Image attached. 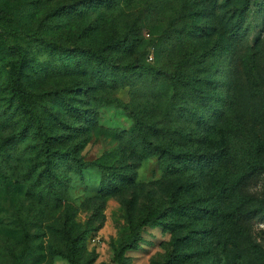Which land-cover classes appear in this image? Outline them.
Returning <instances> with one entry per match:
<instances>
[{"label":"rangeland","instance_id":"374dc122","mask_svg":"<svg viewBox=\"0 0 264 264\" xmlns=\"http://www.w3.org/2000/svg\"><path fill=\"white\" fill-rule=\"evenodd\" d=\"M98 2L0 0V11L11 14L0 17V44L8 45L0 49V145L26 116L8 105L9 76L24 60L21 84L33 93L52 149L63 154L56 176L66 178L64 185L59 178L50 186L38 180L43 165L36 159V132L10 150L9 161L0 151V264H69L65 228L86 232L79 264H117L113 247L130 232L128 200L134 220L153 207L168 224L143 226L139 246L126 252L130 264L165 262L174 240L192 229V220L173 206L204 203L218 175L201 170L188 182L156 155L133 160L128 145L136 116L151 126L155 144L174 151L228 143L232 175L264 162V0ZM168 74L188 78L212 108ZM105 153L110 163L125 158L135 166L100 206L94 199L101 173L94 162ZM72 156L86 163L80 174ZM221 207L225 215L215 236L188 245L181 240L186 257L180 264H264V171L238 185ZM204 243L209 253L198 255Z\"/></svg>","mask_w":264,"mask_h":264},{"label":"trees","instance_id":"16d2710c","mask_svg":"<svg viewBox=\"0 0 264 264\" xmlns=\"http://www.w3.org/2000/svg\"><path fill=\"white\" fill-rule=\"evenodd\" d=\"M116 1L99 0L98 3L110 6V2L115 3ZM0 17L9 19L11 18V14L0 11ZM4 47L8 48V45L1 43L0 49ZM10 50H13V48L11 47ZM70 54L77 60V54L74 53V51H70ZM148 54L146 55V59ZM99 56L103 62L107 61L106 56ZM23 64L24 60L23 62L16 63L9 76L10 99L8 105H15L16 109L25 111L26 116L22 117L23 123L21 127L16 132L9 134L2 141L0 145L2 160L9 161L10 150L17 144L23 143L30 134L36 132L41 139L39 156L36 159L37 161H41V166L43 165L42 171L38 175V180H44V182L50 186V184H54L53 182L59 178L60 182L64 185L66 178L62 180L59 175L56 176L55 173V168L59 167L62 163L63 154L61 150L52 149L51 140L53 137L39 127L37 107L32 100L33 93L25 89L21 84ZM168 77L173 80V82H178L182 86H191L193 95L200 105H204V107L210 109L212 108L209 104L210 99L196 87L192 86L188 78L185 76L174 77L173 74H168ZM66 105L68 104L66 103ZM196 118L198 122L203 121V114L197 115ZM142 119H144L143 116H136L135 125L129 131L130 140L128 147L129 151L133 154V160L141 161L156 155L165 169L171 173L184 174L188 182L190 181V175L192 173L201 170L211 171L218 175L214 180L215 191L214 193L209 192L204 203H200L197 199H191L176 203L173 206L176 213L192 220V229L188 232L187 236L182 238L184 241L187 240L185 241L187 245L191 243L192 240L209 238L210 235L215 236L218 231V219L220 216L225 215L221 207V202L232 196L238 185L244 183L248 184L258 177V175L264 171V162H255L242 174L232 175L228 170V143L224 142L215 149L204 147L203 149H196L193 151H174L172 147L165 142L155 144L150 136L149 129L151 126ZM106 156H110V153H105L94 162L101 173L100 189L97 197L94 199L95 202L100 203V206H102L107 197L120 191L122 185L128 180V174L135 166L129 168V161L125 158L117 164L110 163L109 158H105ZM71 159L75 172L80 174L81 169L86 166V163L75 156H72ZM124 207L126 210L125 218L129 225L130 232L113 247L114 260L117 264H130L126 252L135 250L139 246L144 225L150 223L168 228V224L162 221L161 212L156 208H149L144 217L139 220H134L132 201L128 200L124 202ZM85 233V231L79 230L73 232L71 228H65L62 231V236L65 240L64 256L69 264H79L80 245L84 239ZM182 239L174 240V250L163 264H180L185 261L186 252L181 243ZM196 249H198L195 250L198 255L209 253V246L206 243L198 246ZM205 264L220 263L218 261H210Z\"/></svg>","mask_w":264,"mask_h":264},{"label":"built area","instance_id":"2783aa9c","mask_svg":"<svg viewBox=\"0 0 264 264\" xmlns=\"http://www.w3.org/2000/svg\"><path fill=\"white\" fill-rule=\"evenodd\" d=\"M152 59H153V56H152L151 53H149L148 56H147V60H148V61H151Z\"/></svg>","mask_w":264,"mask_h":264}]
</instances>
